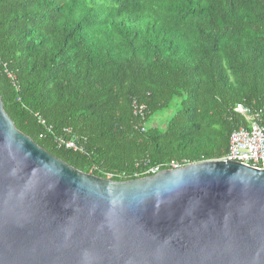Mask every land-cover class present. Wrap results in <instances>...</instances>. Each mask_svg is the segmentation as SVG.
<instances>
[{"label":"trees","instance_id":"trees-1","mask_svg":"<svg viewBox=\"0 0 264 264\" xmlns=\"http://www.w3.org/2000/svg\"><path fill=\"white\" fill-rule=\"evenodd\" d=\"M0 98L20 132L100 178L221 159L236 103L264 122V0H0ZM65 127L83 153L56 147Z\"/></svg>","mask_w":264,"mask_h":264},{"label":"water","instance_id":"water-1","mask_svg":"<svg viewBox=\"0 0 264 264\" xmlns=\"http://www.w3.org/2000/svg\"><path fill=\"white\" fill-rule=\"evenodd\" d=\"M0 264H264V169L100 178L20 132L0 98Z\"/></svg>","mask_w":264,"mask_h":264},{"label":"built area","instance_id":"built-area-1","mask_svg":"<svg viewBox=\"0 0 264 264\" xmlns=\"http://www.w3.org/2000/svg\"><path fill=\"white\" fill-rule=\"evenodd\" d=\"M11 78V75H7ZM133 114L140 120L136 127L144 130L145 107L142 104L132 101ZM233 111L242 117L244 125L232 130L228 135L227 151L220 159L223 161H236L242 165L255 169H264V122L260 111H254L249 106L239 102L234 105ZM40 123H44L39 119ZM49 131L50 127H46ZM54 144L57 148H64L73 152L83 153L84 148L73 134L69 127H65L54 136ZM189 162L186 159L169 160L164 165L150 167L145 174H154L163 169H173L185 166ZM112 177L111 173L106 174V179Z\"/></svg>","mask_w":264,"mask_h":264},{"label":"rangeland","instance_id":"rangeland-1","mask_svg":"<svg viewBox=\"0 0 264 264\" xmlns=\"http://www.w3.org/2000/svg\"><path fill=\"white\" fill-rule=\"evenodd\" d=\"M175 106H170L168 109L162 111L161 113L154 115L151 117L150 121L154 122L156 121L157 123H161L163 120L168 119L169 117H171L173 115V113L175 112Z\"/></svg>","mask_w":264,"mask_h":264}]
</instances>
